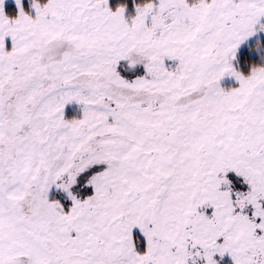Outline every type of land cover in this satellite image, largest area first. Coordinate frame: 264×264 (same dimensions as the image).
<instances>
[{"label":"snow or ice","instance_id":"1","mask_svg":"<svg viewBox=\"0 0 264 264\" xmlns=\"http://www.w3.org/2000/svg\"><path fill=\"white\" fill-rule=\"evenodd\" d=\"M0 0V264H264V0Z\"/></svg>","mask_w":264,"mask_h":264},{"label":"rangeland","instance_id":"2","mask_svg":"<svg viewBox=\"0 0 264 264\" xmlns=\"http://www.w3.org/2000/svg\"><path fill=\"white\" fill-rule=\"evenodd\" d=\"M117 2H118V0H111V3L113 5H115ZM31 3H32V1L30 2L29 0H23V6H24L25 11L34 14V11L31 8ZM8 6H14L16 8V15L18 14L19 9H18V7H17V5L15 3V0H5V4H4L5 12H6L7 8H8ZM9 11H10L9 14H8L9 16H11V17H15L16 16V15H14L11 7H10Z\"/></svg>","mask_w":264,"mask_h":264},{"label":"trees","instance_id":"3","mask_svg":"<svg viewBox=\"0 0 264 264\" xmlns=\"http://www.w3.org/2000/svg\"><path fill=\"white\" fill-rule=\"evenodd\" d=\"M30 2L32 1V0H29ZM27 3V2H26ZM10 7L12 8V11H13V13H14V15H16V8L14 7V6H8V8H7V10H6V12H7V14H9V9H10Z\"/></svg>","mask_w":264,"mask_h":264}]
</instances>
